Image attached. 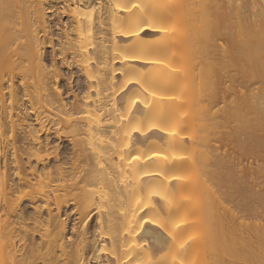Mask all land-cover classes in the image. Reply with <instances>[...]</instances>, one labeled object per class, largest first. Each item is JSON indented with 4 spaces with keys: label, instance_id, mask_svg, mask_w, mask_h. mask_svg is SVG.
Here are the masks:
<instances>
[{
    "label": "bare ground",
    "instance_id": "obj_1",
    "mask_svg": "<svg viewBox=\"0 0 264 264\" xmlns=\"http://www.w3.org/2000/svg\"><path fill=\"white\" fill-rule=\"evenodd\" d=\"M244 2L0 0V264H216L227 238L264 264V0Z\"/></svg>",
    "mask_w": 264,
    "mask_h": 264
},
{
    "label": "rangeland",
    "instance_id": "obj_2",
    "mask_svg": "<svg viewBox=\"0 0 264 264\" xmlns=\"http://www.w3.org/2000/svg\"><path fill=\"white\" fill-rule=\"evenodd\" d=\"M240 1L243 2V3H245L244 0H240ZM262 4H263V2H256L257 8L260 7ZM51 18H52V19H56L55 21H58V20H57L58 18H56V17L54 18V17L51 16ZM74 76H75V74H74ZM65 78H68V77L65 76ZM62 82H63V84H64L65 86H68V82H69L68 80L63 79ZM228 150H229L230 152L232 151V149H231V145L228 146ZM250 166H255V164H251L247 159H244V160L242 161V163L240 164L239 169H243V170H245L247 167H250ZM210 183H211V182H210ZM212 186H213V187L215 186L213 182H212ZM212 186H211V187H212ZM213 187H212V188H213ZM215 187H216V186H215ZM215 187H214L213 189H216V188H217V187H216V188H215ZM234 203H235V202H231V201H230L229 204H228V206L233 207V205H234V207H235L237 204H234ZM234 207H233V209H235ZM235 210H236V209H235ZM236 211H237V210H236ZM247 221H249V220L247 219ZM231 222H232V221H231ZM232 224H234V222H233ZM229 225H231V223H230ZM229 225H228V226H229ZM235 226H236V225H235ZM238 227H239V225L237 226V228H236V227H234L235 229L233 228V229H234V233H235V234L233 235V236H234L233 239H235V240H236V238H237V237H236V236H237V235H236L237 233H236L235 231L240 232V231L238 230ZM229 228H230V226H229ZM239 229H240V228H239ZM225 230L227 231L228 229H225ZM231 230H232V229H230V231H231ZM226 231H225V232H226ZM230 231H229V232H230ZM225 232H224V234H225ZM219 233H220V232H219ZM231 233L233 234L232 231H231ZM231 233H227V234H229V235L232 236ZM228 237H230V236H228ZM227 240H229L230 242L227 241V244L225 243V245L227 246V247H226V246L224 245L225 250L221 249V244H220V243H222V242H220V243H216L217 246H218V244H220V245L218 246V249H216V248L213 249L214 247H212V250H215L214 255L216 254L217 257H216V256H211V257H210V255H209V254H210V253H209L210 251L207 252V251H208V250H207L206 253H209V254H208V257H210L211 259H212L213 257H216V258H215V260L217 259L216 262H215L216 264H219V263H220V264H225V263H227V264H230V263H231V264H232L233 262H234L233 264H239V263H242V262H244L245 264H246V263L251 264L250 261H249V262L247 261L248 259L245 260V257H243V259H242V256H241V255L244 254V253L240 252V251H241V248H240V249L237 248V246L239 247V245H235V249L237 248L235 251L238 250L237 254L234 255V254H235V251H234V252L232 251L233 253H231V250L234 249V248H232V247H234V246H233L234 243L237 244L238 241H237V242H231L232 239L230 240V239H228V238H227ZM223 244H224V243H222V246H223ZM231 244H232V245H231ZM238 244H239V243H238ZM214 245H215V244H214ZM214 245H213V246H214ZM208 246H209V245H208ZM210 246H211V245H210ZM210 246H209V249H210ZM215 247H216V245H215ZM207 248H208V247H207ZM217 250H218V251H217ZM239 250H240V251H239ZM213 252H214V251H213ZM216 252L218 253V255H217ZM239 252H240V253H239ZM238 253H239V254H238ZM241 253H242V254H241ZM212 254H213V253H212ZM212 254H211V255H212ZM237 255H239V258H238ZM244 256H245V255H244ZM235 257H237L238 260L240 259V261H239V262H238V261H235V260H236ZM232 258L235 259V260L233 261ZM247 258H249V256H247ZM218 259H219V260H218ZM221 259H222V260H221ZM209 260H210V259L208 258L207 261H209ZM215 260H214V261H215ZM220 260H221L222 262H217V261H220ZM241 260H242V261H241ZM243 260H245L246 262L243 261ZM211 261H212V260H211ZM232 261H233V262H232ZM211 264H212V263H211ZM242 264H243V263H242Z\"/></svg>",
    "mask_w": 264,
    "mask_h": 264
},
{
    "label": "snow or ice",
    "instance_id": "obj_3",
    "mask_svg": "<svg viewBox=\"0 0 264 264\" xmlns=\"http://www.w3.org/2000/svg\"><path fill=\"white\" fill-rule=\"evenodd\" d=\"M133 7H138V5H133ZM160 31H162V32H166L167 31V29H160Z\"/></svg>",
    "mask_w": 264,
    "mask_h": 264
}]
</instances>
